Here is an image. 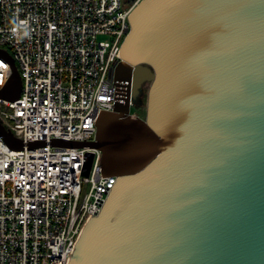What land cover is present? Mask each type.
Wrapping results in <instances>:
<instances>
[{
  "label": "water",
  "instance_id": "obj_1",
  "mask_svg": "<svg viewBox=\"0 0 264 264\" xmlns=\"http://www.w3.org/2000/svg\"><path fill=\"white\" fill-rule=\"evenodd\" d=\"M128 22L124 102L98 116L94 142L52 143L100 150L116 177L69 264H264V0H140ZM0 58V98L14 101L21 77ZM145 83L140 118L129 93ZM133 136L150 150L129 157ZM0 137L23 147L1 124Z\"/></svg>",
  "mask_w": 264,
  "mask_h": 264
},
{
  "label": "built area",
  "instance_id": "obj_2",
  "mask_svg": "<svg viewBox=\"0 0 264 264\" xmlns=\"http://www.w3.org/2000/svg\"><path fill=\"white\" fill-rule=\"evenodd\" d=\"M139 1L0 0V49L21 77L18 99L0 98V124L23 143L0 137V264H69L113 189L100 150L52 143L94 142L98 116L124 102L114 74ZM9 75L0 58V89Z\"/></svg>",
  "mask_w": 264,
  "mask_h": 264
},
{
  "label": "rangeland",
  "instance_id": "obj_3",
  "mask_svg": "<svg viewBox=\"0 0 264 264\" xmlns=\"http://www.w3.org/2000/svg\"><path fill=\"white\" fill-rule=\"evenodd\" d=\"M148 83H145L140 89L138 95L132 99V105L130 106L129 113L140 118H145L146 115V98Z\"/></svg>",
  "mask_w": 264,
  "mask_h": 264
},
{
  "label": "snow or ice",
  "instance_id": "obj_4",
  "mask_svg": "<svg viewBox=\"0 0 264 264\" xmlns=\"http://www.w3.org/2000/svg\"><path fill=\"white\" fill-rule=\"evenodd\" d=\"M151 145L149 142L139 138L130 137L124 144L123 150L129 157H134L139 153L150 150Z\"/></svg>",
  "mask_w": 264,
  "mask_h": 264
},
{
  "label": "clouds",
  "instance_id": "obj_5",
  "mask_svg": "<svg viewBox=\"0 0 264 264\" xmlns=\"http://www.w3.org/2000/svg\"><path fill=\"white\" fill-rule=\"evenodd\" d=\"M28 33L27 32H25V35H27Z\"/></svg>",
  "mask_w": 264,
  "mask_h": 264
}]
</instances>
